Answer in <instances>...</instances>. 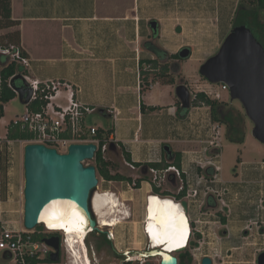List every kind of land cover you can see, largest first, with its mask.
<instances>
[{"label": "rangeland", "instance_id": "1", "mask_svg": "<svg viewBox=\"0 0 264 264\" xmlns=\"http://www.w3.org/2000/svg\"><path fill=\"white\" fill-rule=\"evenodd\" d=\"M238 3L239 0H155V12L152 19L159 24V35H156L155 45L164 49L163 44L166 43L168 56L159 60L161 66L159 69L145 70L146 73L142 76V80L148 78L149 83L169 84L173 78L174 85L184 83L191 91L193 104L196 93L204 92L211 87L210 82L201 75L200 67L209 57L219 51L232 27V19ZM261 18L264 21V11L261 12ZM150 32L152 34V30ZM4 33L6 34L5 30H0V35ZM162 35L166 41L162 39ZM1 43L6 45L7 41L1 39L0 45ZM184 47L191 49V55L188 58L171 56ZM165 65L167 68L163 70ZM17 84L22 85L23 81L18 80ZM169 93L170 95H167L170 96L169 98L177 96L176 87H173ZM217 99L227 102V108L235 107L245 113L240 101L231 100L230 90L223 91ZM28 107V104L21 101L19 95L5 104L4 116L0 118L1 138L5 139L8 136L7 125L10 121L17 115L24 114ZM185 115H189L187 119L189 133L192 132L190 137L193 136L191 138L193 141L189 146L192 149L190 151L192 157L188 170L194 177L193 180H197L196 183L200 182L195 185L198 188V194L191 197L193 201L188 206L187 212L193 229L198 226L203 233L196 232L193 235L192 244L174 255L178 257L181 253L188 252L192 257L189 264H202L205 256H210L213 264H258V254L264 248V236L262 235V230H264V165L261 166L264 162V144L252 135L254 124L247 115L244 123L246 135L243 144L231 142L226 138L225 125L210 120V108L204 103L197 106L192 105ZM92 117L91 123H100L103 120L100 113ZM198 130H202V134ZM215 138L220 144L210 145L208 141ZM63 151L65 150H61ZM197 156L202 158V163L206 167L211 166L208 160H213L217 166L221 167V172L217 173L216 169L209 172L206 170L208 167L199 168ZM24 161L25 150H21L20 144L17 143L11 163V176L16 185L15 194L10 202L4 201L0 204L3 210H6L8 217L23 221V224L25 200L19 201L17 191L21 185L26 183ZM95 163V158L85 161V164L95 165ZM5 178L6 166H3L1 179ZM98 178L100 183L96 192L117 194L115 197H119L125 203L121 207L128 208L131 216L125 219L122 217L125 216L124 214L118 213L119 224L113 227L116 234L115 246L122 250L130 247L149 250L150 241L143 231L148 193L139 189L141 185L126 192L128 186L119 187L116 183L107 184L99 173ZM180 185V181L165 183L163 190L177 192ZM3 194H5L4 187ZM211 199L214 202L213 205L210 202ZM223 217H226V223ZM42 226L44 230L49 229L44 224ZM61 234L65 255L60 264H69L70 252L65 243L66 235ZM100 236L102 235L97 233H87L85 240L88 247L92 246L91 250L94 254L92 253L91 257L95 264H120L122 253H118L114 243L113 245L108 244L107 240L103 241V236ZM136 257L138 261L134 264H160L161 262L159 256ZM0 264H14V261L10 258L4 259L0 251Z\"/></svg>", "mask_w": 264, "mask_h": 264}, {"label": "crops", "instance_id": "2", "mask_svg": "<svg viewBox=\"0 0 264 264\" xmlns=\"http://www.w3.org/2000/svg\"><path fill=\"white\" fill-rule=\"evenodd\" d=\"M154 12L155 0H12V15L19 24L5 30L21 31V48L30 61L26 74L65 82L77 100L96 109L86 123L113 130L105 155L111 173L133 179L150 164L176 165L180 159L181 167L191 165L189 115L178 108V96H167L177 85L156 82L142 87L141 60L156 58L145 46L155 44L159 35V24L156 34L150 24ZM162 39L166 41L164 35ZM163 47L168 50L166 43ZM67 96L64 86L54 102L66 105ZM96 113L103 120L91 123ZM141 179L139 189L149 194L156 185L150 183L151 176ZM127 182L107 184L126 187ZM158 188L162 192L164 186Z\"/></svg>", "mask_w": 264, "mask_h": 264}, {"label": "built area", "instance_id": "3", "mask_svg": "<svg viewBox=\"0 0 264 264\" xmlns=\"http://www.w3.org/2000/svg\"><path fill=\"white\" fill-rule=\"evenodd\" d=\"M1 56L5 57V65L11 62H16L17 64L24 66V68L29 66V58L23 54L21 46L15 44L8 46L3 44L0 45V66H4V64L1 63ZM24 77L28 83V86L33 90L30 102L36 100L37 98H44L47 100V103L40 110H31L28 108L24 114L17 115L7 125L8 136L5 139L0 137V204L4 201L10 202L13 200V195L15 194L16 185L11 176V163L13 161L17 143L20 144L21 150H25L28 144L40 143L51 148H56L58 152L65 150L61 153L67 152L70 145L73 143H94L97 145L95 156L100 151L104 158H106L105 155L109 149L108 141H102V139L98 136V130L100 127L86 123V116L95 112L96 109L77 100L76 92L71 87V85L57 80L41 81L39 79H33L28 74H24ZM7 82L8 85L15 91L16 95H19L18 90L13 86L12 77L8 79ZM3 84L4 81L2 78H0V92L3 91ZM210 85L211 87L208 90H204V92L214 98H220L223 91L230 90L229 85L224 82L219 84L210 82ZM64 86L68 87V96L66 98L67 104H56L54 102V98ZM149 86L152 87L153 83H149ZM3 105L5 107V104ZM13 128H18L19 130L30 134V137H11V131ZM208 142L210 145L220 144L217 138ZM205 148L207 149V147ZM196 158L199 167H209L203 165L202 158H199V156ZM208 161V163L211 165L210 167L216 169L217 173L221 172V167L217 166L213 160ZM128 165L132 169H137V166L133 163H128ZM263 165L264 162H262L261 166ZM3 166H6V178L4 180L1 179ZM147 174H151L150 183L152 185L155 184L160 188H162L165 183H170L172 178L177 183L179 181L181 182L177 192H172L175 194L173 196L169 194H163L162 192L156 193L154 188L151 189L149 194L155 192L160 197H171L174 202L177 201L181 204L185 200L188 202V206L193 201L191 197H195L198 194V188L195 185L200 182L198 181L196 183L195 181L197 180H193L194 177L185 167L177 166L175 164H171L163 168L151 166L148 168ZM142 176L143 175L140 174L132 181H128V188H138L137 179L142 178ZM102 180L111 181L106 180L105 178H102ZM3 187L5 188V194H3ZM24 190L25 185H21L17 191L19 201L25 200ZM184 190H186L184 196L178 198V194ZM147 196L148 199L152 197V195ZM38 225L39 224H37V226ZM35 228L32 230L27 229L23 224V221L21 222L11 219L8 217L6 210H3V208L0 206V251L3 254V258L12 259L14 264H56L50 260V256L53 252H55V248L46 243V239L43 241L34 240L33 233ZM147 228L148 224L145 225L144 223L143 231L146 236L148 235ZM99 230L101 231L103 229L100 227ZM45 232L52 235V233L56 231L46 228ZM196 232L200 234L203 233L202 230L198 228V226H196L194 229L192 227L189 235V245L186 248L190 246L193 235ZM49 237L51 236H47V238ZM106 237L108 240L112 241L115 246V232L112 230L106 231ZM149 247L150 251L157 248L153 246L152 242H150ZM116 249L118 253H122L120 264H127L128 262L136 263V261H138V257H136L138 254H142V252L147 253L149 251L147 248L135 247H130L126 250H122L117 247ZM46 259H49L50 261Z\"/></svg>", "mask_w": 264, "mask_h": 264}, {"label": "water", "instance_id": "4", "mask_svg": "<svg viewBox=\"0 0 264 264\" xmlns=\"http://www.w3.org/2000/svg\"><path fill=\"white\" fill-rule=\"evenodd\" d=\"M151 26L156 34L157 21L152 20ZM179 55L188 58L191 49L184 47ZM200 73L211 83L229 85L231 100L240 101L254 124L252 135L264 144V45L253 30L245 24L235 26L219 51L201 65ZM18 79L23 81L21 86L16 87L19 97L24 104H28L33 90L23 74L15 75L12 82ZM176 94L183 108L192 106L191 91L184 83L177 85ZM96 150L94 143H73L64 153L40 143L26 146L24 224L27 229L32 230L40 224L37 222L38 210L57 197L76 200L88 215L90 225L97 228L93 198L100 180L96 166L85 164L86 160L95 157ZM182 204L188 210V202L184 200ZM45 241L55 248L50 256L51 262H58V239L49 237ZM178 261L177 256L168 254L161 264H178ZM257 261L264 264V251L258 254ZM202 264H213V259L205 256Z\"/></svg>", "mask_w": 264, "mask_h": 264}, {"label": "trees", "instance_id": "5", "mask_svg": "<svg viewBox=\"0 0 264 264\" xmlns=\"http://www.w3.org/2000/svg\"><path fill=\"white\" fill-rule=\"evenodd\" d=\"M262 11H264V0H247V1L239 0V3L234 13V17L232 19L233 24L229 32L235 26L245 24L253 30L255 35L264 45V21L261 18ZM18 24H19V21L15 20L12 15V0H0V30H6ZM1 39L7 41L6 46L11 45V44L21 46V40H22L21 31L20 30L7 31L6 34L4 33L0 35V40ZM146 46L147 48H149L155 53L156 58L152 60H149V59L143 60V61L141 60V76H144L146 71H149L150 69L152 70L159 69V67H161L159 60L165 59L168 56V53L166 50L157 47L152 42H147ZM23 54L26 55L24 51H23ZM171 56L174 58H181L179 53L172 54ZM5 61H6L5 57L1 56V63L4 64V66H0V78H2L4 81V84H3L4 88H3V91L0 92V118L4 116V105L3 104H6L7 102H9L10 100L14 99L17 96L15 91L8 85L7 80L10 79L11 77L13 80L14 76L17 74H23V75L26 74V68H24V66L19 65L16 62H11L5 65ZM165 68H167L166 65L163 66V70H165ZM18 80H15L14 82H12L14 87L21 86L17 84ZM169 83L174 84L175 83L174 79L172 78ZM147 84L149 85L148 78L142 81L143 89L145 88V85ZM46 103H47L46 99L37 98L36 100H33L32 102L28 104L29 106L28 108L31 110H40ZM200 103H204L210 108V118L213 122L225 125L226 127L225 135L229 141L237 143V144H243L245 142L246 134L244 131V123L246 120V114L244 112L240 111L238 108H235V107L227 108V102L218 100L217 98H213L207 95L205 92H198L195 94L192 105L197 106V105H200ZM178 108L184 113L188 110L187 108L182 107L181 101H178ZM112 132H113L112 129L105 130L103 128H99L98 136L102 139V141L108 140ZM11 137L27 138V137H30V134L23 132L19 130L18 128H13L11 131ZM95 159H96L95 166L97 168V172L100 174V176H102L106 180H111V181L113 180L123 181L127 179L128 181L133 180V178L126 177L119 173H114V174L111 173V161L104 158L100 151L96 154ZM175 162L177 166L181 165L180 159L178 161L176 160ZM168 165H169L168 163L167 164L161 163V164H154V165L150 164V165L142 167L141 172L146 178L148 177L147 170L149 167L154 166L157 168H161V167H166ZM206 170L209 172H212L214 169L212 167H208ZM141 180H142L141 178L137 179V187H140ZM154 191L160 192V189L155 186ZM162 193L171 194L172 192H170L169 190H165V191H162ZM185 193H186V190L179 193L177 197L181 198L184 196ZM210 202L212 203V205L214 204L212 199ZM223 221L226 223V217H223ZM47 236H51V235L45 232L42 224H39L38 226H36L35 231L33 233L34 240L43 241L44 239L47 238ZM106 240L107 242H110L108 239L105 238V241ZM46 260L50 261L49 259H46ZM178 260H179L178 264H189L192 261V257L188 252L181 253L178 256ZM127 264H134V263L128 262Z\"/></svg>", "mask_w": 264, "mask_h": 264}, {"label": "bare ground", "instance_id": "6", "mask_svg": "<svg viewBox=\"0 0 264 264\" xmlns=\"http://www.w3.org/2000/svg\"><path fill=\"white\" fill-rule=\"evenodd\" d=\"M101 192H95L93 204L95 215L102 229L105 226L114 227L119 224L118 216L120 213L125 215L122 216L123 218L130 216L129 209L125 208V210L121 207L125 203L119 197H115L117 194L114 195V193L107 191V193ZM148 195H152V197L148 199L147 196V210L144 220L145 225L148 224L147 239L153 243L154 247L161 248L164 246L165 252L163 254H158L157 251L142 252L137 256H159L162 261L163 258L168 257V254L174 255L176 251H180L189 245L192 224H190L189 213L183 204L174 202L171 197H160L156 193ZM67 221L69 222L67 223ZM37 222L44 224L53 231H65V243L70 252L69 262L71 264H95L85 242L87 233L94 228L90 225L85 210L76 200L69 197H57L42 205L38 210Z\"/></svg>", "mask_w": 264, "mask_h": 264}, {"label": "flooded vegetation", "instance_id": "7", "mask_svg": "<svg viewBox=\"0 0 264 264\" xmlns=\"http://www.w3.org/2000/svg\"><path fill=\"white\" fill-rule=\"evenodd\" d=\"M151 24V23H150ZM131 216H127V218H130ZM94 218L96 219V221H97V229H92L89 233L91 234V233H97L98 235H102L103 236V241L105 240V238L107 239V237H106V231H109V230H112V231H114V229H113V227H110V226H105L104 228H103V230H99V228H100V225H99V222H98V220H97V217L96 216H94ZM126 219V218H125ZM106 228H107V230H106ZM105 229V230H104ZM103 231V232H102ZM115 232V231H114ZM62 232H59V231H56V232H53L52 233V235H51V237H56L57 239H58V241H59V261L58 262H54V263H56V264H60V262L62 261V259H63V257H64V255H65V252H64V247H63V236H62V234H61ZM88 233V234H89ZM102 236H100V237H102ZM110 241V240H109ZM108 244H111V245H113V242L112 241H110V242H107ZM91 247L92 246H90L89 247V249H90V254L92 255V251L93 250H91Z\"/></svg>", "mask_w": 264, "mask_h": 264}, {"label": "clouds", "instance_id": "8", "mask_svg": "<svg viewBox=\"0 0 264 264\" xmlns=\"http://www.w3.org/2000/svg\"><path fill=\"white\" fill-rule=\"evenodd\" d=\"M97 229V228H96ZM57 231H59V232H62V233H64L65 231H61V230H57ZM164 246L163 247H157L155 250H151V251H148L147 253H150V252H152V251H157L158 252V250H161V252H158V254H161L162 252H165L164 251ZM185 249V248H184ZM184 249H182V250H184ZM176 252H179V251H176Z\"/></svg>", "mask_w": 264, "mask_h": 264}]
</instances>
